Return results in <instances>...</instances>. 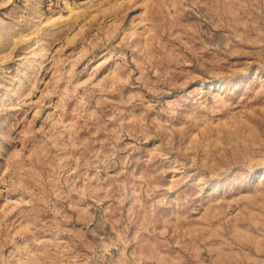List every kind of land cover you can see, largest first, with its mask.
<instances>
[{"label":"rangeland","instance_id":"obj_1","mask_svg":"<svg viewBox=\"0 0 264 264\" xmlns=\"http://www.w3.org/2000/svg\"><path fill=\"white\" fill-rule=\"evenodd\" d=\"M0 264H264V0H0Z\"/></svg>","mask_w":264,"mask_h":264}]
</instances>
